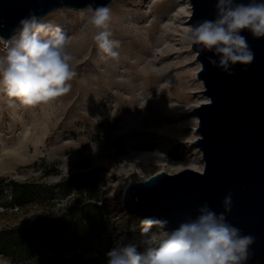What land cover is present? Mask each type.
I'll use <instances>...</instances> for the list:
<instances>
[{
    "label": "rangeland",
    "instance_id": "374dc122",
    "mask_svg": "<svg viewBox=\"0 0 264 264\" xmlns=\"http://www.w3.org/2000/svg\"><path fill=\"white\" fill-rule=\"evenodd\" d=\"M107 7V30L110 39L119 41L118 59H102L86 9L60 8L42 21L59 26L67 37L76 72L69 91L26 106L0 89V230L28 225L42 212L36 205L4 208L11 182L50 187L91 173L106 227L96 247L102 264L122 237L125 242L139 237L141 224L121 206L125 188L147 174L135 154L149 150L157 158L185 164L176 173L163 172L167 175L203 170L201 153L191 147L199 138L198 120L191 113L208 102L197 79V55L184 39L190 27L188 0H114ZM5 55L0 40V56ZM176 108L188 111L176 115ZM177 126L180 136L173 138ZM0 264L10 263L0 259Z\"/></svg>",
    "mask_w": 264,
    "mask_h": 264
},
{
    "label": "water",
    "instance_id": "95a60500",
    "mask_svg": "<svg viewBox=\"0 0 264 264\" xmlns=\"http://www.w3.org/2000/svg\"><path fill=\"white\" fill-rule=\"evenodd\" d=\"M112 1L0 0V24L4 25L0 40L5 42L30 10L43 19L60 8L80 11L90 4L95 8ZM188 2L190 26L215 18L216 0ZM242 35L255 58L247 71L243 65H235L234 76L209 64V57L218 59L212 52L198 55L200 46L190 45L200 64L197 79L208 99L191 113L198 120L199 135L191 147L201 153L203 170L161 173L144 183L130 184L121 196V206L136 225L146 217H157L169 220V228H175L184 218L197 215L196 210L205 203L217 213L223 212L222 200L231 193L228 222L255 237L247 264H264V38L253 39L248 31Z\"/></svg>",
    "mask_w": 264,
    "mask_h": 264
},
{
    "label": "clouds",
    "instance_id": "9594fccd",
    "mask_svg": "<svg viewBox=\"0 0 264 264\" xmlns=\"http://www.w3.org/2000/svg\"><path fill=\"white\" fill-rule=\"evenodd\" d=\"M215 9L214 19L189 27L185 41L200 46L198 55L212 52L218 59L209 57V64L229 76L236 75L232 69L237 64L247 71L255 53L242 33L248 31L257 40L264 38V0H216ZM86 11L88 23L96 30L93 39L102 59H118L115 49L119 41L110 39L107 30L110 9L90 4ZM66 45L67 37L59 26L44 23L30 10L5 41L6 55L0 56V89L26 106L67 93L71 87L68 81L76 72L71 64L75 58ZM232 203L231 193L222 200L223 212L217 213L205 203L196 210L197 215L184 218L175 228H169L167 219L146 217L138 240H118L106 253L107 264H247L255 237L228 222Z\"/></svg>",
    "mask_w": 264,
    "mask_h": 264
},
{
    "label": "trees",
    "instance_id": "16d2710c",
    "mask_svg": "<svg viewBox=\"0 0 264 264\" xmlns=\"http://www.w3.org/2000/svg\"><path fill=\"white\" fill-rule=\"evenodd\" d=\"M96 185L91 173L50 187L8 184L4 208L36 205L42 212L28 225L0 230V259L10 264H102L96 247L106 227L96 206Z\"/></svg>",
    "mask_w": 264,
    "mask_h": 264
},
{
    "label": "bare ground",
    "instance_id": "6f19581e",
    "mask_svg": "<svg viewBox=\"0 0 264 264\" xmlns=\"http://www.w3.org/2000/svg\"><path fill=\"white\" fill-rule=\"evenodd\" d=\"M187 4V2H186ZM187 9H189L187 7ZM187 17L189 16V12H187ZM58 15H54L52 18H56ZM189 28H187V31H188ZM85 51H83L81 53V57H85ZM94 52V50L92 51V53ZM166 53V52H165ZM169 53V52H167ZM168 55V54H167ZM160 58H164L165 57V54L164 52L161 53L160 55ZM160 60V59H159ZM188 111L187 108H176V112L175 113L176 115L180 114V113H183V112H186ZM176 119L175 118H169V122H172V121H175ZM184 126V125H182ZM180 132H181V128L180 126H177L174 128V132L172 133V136L173 138H179L180 136ZM191 138V137H190ZM194 138V137H192ZM195 139V138H194ZM193 139V140H194ZM177 140V139H176ZM183 140V139H182ZM185 140V139H184ZM175 149L169 151L167 154L169 156H173L174 154V151ZM135 159L138 161V163L141 165V167L146 170L147 174L144 175L143 177H141V182L140 183H144L146 182L149 178L151 177H154V176H157L163 172H167V173H176L178 171H180L181 169H184V165L183 164H180V163H175V162H171L169 161V159L167 158H157L155 156H152L151 154V151H144V152H140V153H137L134 155ZM151 171H154L152 174H151ZM200 172V171H199ZM150 176V177H149Z\"/></svg>",
    "mask_w": 264,
    "mask_h": 264
}]
</instances>
